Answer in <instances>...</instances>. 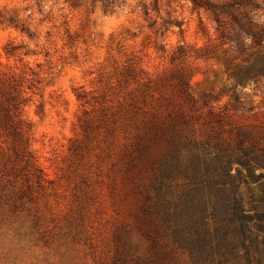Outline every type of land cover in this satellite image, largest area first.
I'll use <instances>...</instances> for the list:
<instances>
[{
    "label": "rangeland",
    "instance_id": "374dc122",
    "mask_svg": "<svg viewBox=\"0 0 264 264\" xmlns=\"http://www.w3.org/2000/svg\"><path fill=\"white\" fill-rule=\"evenodd\" d=\"M222 51L191 0H2L0 76L18 80L49 182H0V264H192L143 208L174 144L188 155L264 123V78L239 86L236 106L223 90L244 58ZM13 156L0 134V165Z\"/></svg>",
    "mask_w": 264,
    "mask_h": 264
},
{
    "label": "trees",
    "instance_id": "16d2710c",
    "mask_svg": "<svg viewBox=\"0 0 264 264\" xmlns=\"http://www.w3.org/2000/svg\"><path fill=\"white\" fill-rule=\"evenodd\" d=\"M191 1L195 11L212 17L223 55L232 52L244 58L245 65L233 72L234 86L223 90L233 91L239 106L236 89L264 78V0ZM16 51L12 48L8 54L15 56ZM204 56L221 58L211 50ZM16 84L14 75L0 76V134L14 152L10 170L0 165L4 192L20 180L46 181L31 150L33 127L23 119L26 101ZM35 88L32 83L29 89ZM183 90L188 94V84ZM219 124L223 128V122ZM223 132L191 141L185 146L188 155L174 144L152 185L155 198L149 193L143 212L147 218L155 212L172 246L192 264H264V123L239 129L232 138H224ZM178 178L186 182V193L172 201L168 195Z\"/></svg>",
    "mask_w": 264,
    "mask_h": 264
},
{
    "label": "clouds",
    "instance_id": "9594fccd",
    "mask_svg": "<svg viewBox=\"0 0 264 264\" xmlns=\"http://www.w3.org/2000/svg\"><path fill=\"white\" fill-rule=\"evenodd\" d=\"M0 2H2V0H0Z\"/></svg>",
    "mask_w": 264,
    "mask_h": 264
}]
</instances>
